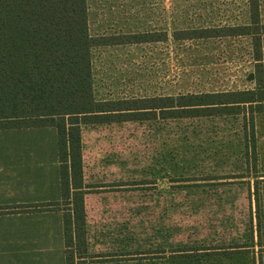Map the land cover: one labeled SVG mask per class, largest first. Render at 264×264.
Masks as SVG:
<instances>
[{
	"label": "rangeland",
	"instance_id": "374dc122",
	"mask_svg": "<svg viewBox=\"0 0 264 264\" xmlns=\"http://www.w3.org/2000/svg\"><path fill=\"white\" fill-rule=\"evenodd\" d=\"M258 1L264 23V0ZM86 6L92 36L161 39L93 47L96 100L255 85L250 35L173 37L177 30L248 24V0H86ZM260 48L264 78V34ZM161 112L82 127L86 245L75 255L86 264H264V112L254 114L253 138L242 113ZM64 202L55 208L64 210Z\"/></svg>",
	"mask_w": 264,
	"mask_h": 264
},
{
	"label": "trees",
	"instance_id": "16d2710c",
	"mask_svg": "<svg viewBox=\"0 0 264 264\" xmlns=\"http://www.w3.org/2000/svg\"><path fill=\"white\" fill-rule=\"evenodd\" d=\"M249 23L174 31L175 39L250 35L255 85L250 89L122 100H96L91 50L104 44L161 40L145 34L92 36L86 0H0V129L54 126L57 133L65 264H86L81 126L135 120L159 109L164 117L264 112L259 1L248 0ZM151 35L150 33H147ZM108 38H110L108 40ZM100 39V40H99ZM163 40V39H162ZM48 203L45 205H55ZM78 259V260H77Z\"/></svg>",
	"mask_w": 264,
	"mask_h": 264
},
{
	"label": "crops",
	"instance_id": "0c3cea01",
	"mask_svg": "<svg viewBox=\"0 0 264 264\" xmlns=\"http://www.w3.org/2000/svg\"><path fill=\"white\" fill-rule=\"evenodd\" d=\"M61 200L55 127L0 129V264H65Z\"/></svg>",
	"mask_w": 264,
	"mask_h": 264
}]
</instances>
